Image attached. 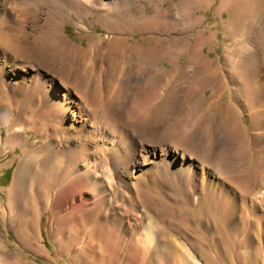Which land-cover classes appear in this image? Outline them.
<instances>
[{
  "label": "bare ground",
  "instance_id": "obj_1",
  "mask_svg": "<svg viewBox=\"0 0 264 264\" xmlns=\"http://www.w3.org/2000/svg\"><path fill=\"white\" fill-rule=\"evenodd\" d=\"M216 1L0 0V155L22 152L10 209L25 213L32 197L36 220L63 216L57 245L74 237L82 264L105 245L113 263L160 264L170 246L172 263L205 264L164 237L161 204L214 229L229 264L243 245L246 263L264 264V0H218L234 40L221 61L204 53L197 16ZM95 13L109 33H130L71 41L69 20L88 33L82 16ZM135 29L158 39L132 43Z\"/></svg>",
  "mask_w": 264,
  "mask_h": 264
},
{
  "label": "rangeland",
  "instance_id": "obj_2",
  "mask_svg": "<svg viewBox=\"0 0 264 264\" xmlns=\"http://www.w3.org/2000/svg\"><path fill=\"white\" fill-rule=\"evenodd\" d=\"M178 1L179 0H167L164 7L168 9ZM219 5L220 2L217 0L211 6L203 7L197 13V16L204 19L201 28L206 30L204 35L209 39L206 42L207 44L204 49V53L210 59L221 61V53L226 49L224 42H226V44H230L231 42H234V40L232 38H227L224 31L229 13L224 12L223 16L221 17L215 13ZM82 20L88 28V33L85 31L79 32L74 28V24L78 21V18L75 16L69 20V23L66 24L65 29V33L71 41L82 45H86L89 40H99L100 42L106 41L108 44L113 42L116 38H119L120 36L126 37L130 33L129 28H126V30H123L119 34H113V32L109 33L103 28L100 14L95 13L88 16L83 15ZM137 22L138 21H136V23ZM131 33L132 34L129 36V40L132 43L139 41L144 45H153V42L158 39L157 34L146 35L137 29L131 31ZM146 38H153L154 41L147 42ZM107 44L105 43L106 47L104 48V51H107ZM185 61L186 58L181 59L182 63H185ZM160 65L162 67H167L169 66V63L168 61H164ZM207 93L210 94V90H207ZM138 99L139 96L133 98V100ZM224 100H226V95L222 97L220 102ZM133 111H135L134 114L136 115L139 113V111L136 113V109H133ZM133 111L130 112L132 113ZM130 112H126L127 118H131V116L133 118L136 116H134L133 113V115H130ZM5 133L6 127L3 128L2 134ZM34 139L35 138L32 136V134L28 132L26 133L27 142H32ZM21 155L22 152L21 148L19 147H16L14 151H5L0 155V259H6L7 261L14 262L20 261L22 264H82L83 260L79 253L80 245H73L74 237L70 236L68 241L66 240L67 248H65L63 245H57L58 241L63 237V234L58 232V223L63 221V219H61L63 216L53 220L52 213L50 211H46L40 218L36 220L32 214V210L30 209L31 206L34 205L31 199L32 197H29V202L27 203V208H25V213H21V209H18V206L13 209L14 211L10 209V207H13V205L11 202H9L10 200L8 198L9 188L11 186L12 177ZM158 209V215L160 217V221H162L159 225L165 230L164 237L173 235L178 240L177 244L186 245V243H188L191 245L192 252L194 253V256L196 255L195 257L197 261L199 260L202 263H230L229 254L223 255V257L221 255L215 254L217 253L218 249L220 251L219 244H216L217 234L214 232L215 230L210 228L202 230L200 225H198L200 221L196 220L192 216V211H184L180 206L170 209L164 204H161ZM150 215L152 216L153 214L150 213ZM34 219L36 221H34ZM152 219L155 222L154 218ZM91 232V229H88L87 235L90 236L92 234ZM35 243H39V245L43 247L45 246V257H40L33 254L30 246L36 247ZM244 246L245 245H243V247L238 251L240 255L239 256L237 254L238 264H245L246 261H249L247 258L250 251L246 250ZM166 252V254L168 255L169 253V255L163 259L160 264H174L172 263L171 258L173 248L167 246ZM133 261V259L131 261L118 260L117 262L113 263L109 254V248L107 245H105L100 249L97 258L91 264H145ZM175 264L178 263L175 262Z\"/></svg>",
  "mask_w": 264,
  "mask_h": 264
}]
</instances>
